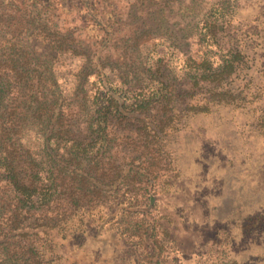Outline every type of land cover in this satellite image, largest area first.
Listing matches in <instances>:
<instances>
[{
	"label": "trees",
	"instance_id": "obj_1",
	"mask_svg": "<svg viewBox=\"0 0 264 264\" xmlns=\"http://www.w3.org/2000/svg\"><path fill=\"white\" fill-rule=\"evenodd\" d=\"M98 1L0 0V264H57V239L87 230L111 231L127 264H166L174 238L157 206L178 175L173 146L189 118H217L243 135L241 152L254 153V172H264V42L252 44L254 33L264 35V20L225 38L231 19L210 7L189 33L198 48L185 57V98L177 84L158 79L128 99L108 84L78 25L58 18L79 12L103 44L113 11ZM173 2L187 7L133 0L128 15L141 18L140 34L148 35L168 27ZM29 37L46 50L34 49ZM64 52L86 59L80 82L97 76L93 91L86 82L72 94L61 91L52 62ZM28 133L40 135L37 148L25 143Z\"/></svg>",
	"mask_w": 264,
	"mask_h": 264
},
{
	"label": "rangeland",
	"instance_id": "obj_2",
	"mask_svg": "<svg viewBox=\"0 0 264 264\" xmlns=\"http://www.w3.org/2000/svg\"><path fill=\"white\" fill-rule=\"evenodd\" d=\"M132 1L97 2L99 8L116 13L106 16L111 36L103 44L88 34L95 30L85 25L87 20L79 12H60L58 17L62 25L71 20L78 25L81 42L97 50L100 64L105 65L108 84L121 88L128 99L139 95L140 86L155 84L158 79L177 84L185 98V57L198 48L189 33L196 31L210 7L231 19L225 38L250 24L249 29H258L264 20V0H183L187 5L184 12L175 2L170 3L168 27H153L148 35L140 34L141 18L128 15ZM252 38V44L264 42V35L254 33ZM27 42L37 51L46 50V44L35 38L29 37ZM85 62L84 57L70 52L53 60L55 80L63 93L76 91L81 83L79 69ZM98 84V77L91 74L86 86L93 91ZM24 140L32 148L41 142L35 133H28ZM174 142L178 175L157 206L158 213L169 221L164 224L174 238L166 264H264V217L255 218L264 211V172H254V153L241 152L247 144L245 137L219 125L217 118L198 115L189 118ZM57 241L61 255L57 264H127L125 247L111 231L87 230L77 238Z\"/></svg>",
	"mask_w": 264,
	"mask_h": 264
}]
</instances>
